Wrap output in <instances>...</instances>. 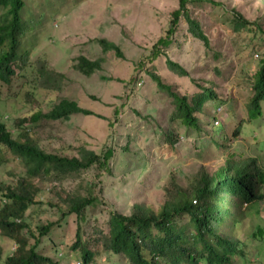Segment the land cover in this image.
Here are the masks:
<instances>
[{
	"label": "rangeland",
	"instance_id": "1",
	"mask_svg": "<svg viewBox=\"0 0 264 264\" xmlns=\"http://www.w3.org/2000/svg\"><path fill=\"white\" fill-rule=\"evenodd\" d=\"M24 1L27 31L15 75L8 84L0 80V121L15 139L28 138L47 153L80 157L84 150L101 155L110 148L114 152L110 172L94 165L67 177L32 181L40 191L26 215L31 230L37 234L38 226L57 224L42 238L39 253L60 264H82L81 251L72 250L79 230L87 242L108 230L113 212L130 215L136 204L158 212L174 190L191 192L203 175L216 174L231 152L259 158L264 167V116L247 122L264 36L256 26L255 32L235 33L229 22L241 14L264 30V0L190 5V16L198 20L210 46L190 32L183 16L166 54L154 61L148 56L166 35L179 0ZM4 14L0 6V22ZM101 39L118 46L124 58L114 50L105 52ZM80 56L102 59L101 69L91 77L82 75L74 68ZM167 59L178 62L188 76L169 69ZM152 75L178 94L186 93L188 99L198 85L213 87L219 98L197 114L200 131H186L171 121L173 97L158 87ZM62 99L76 101L94 115L45 118L43 114ZM262 108L264 112V102ZM220 125L223 131L215 134ZM238 126H243L240 136L228 142ZM166 135L178 142L172 145ZM27 169L21 157L0 145L2 185H17L27 177ZM68 194L95 197L96 207L86 209L84 220L75 214L62 217L57 204ZM232 210L238 220L231 228L233 236L244 242L243 256H236L234 264H264V201ZM189 220L178 219L191 231ZM225 221L227 227L230 217ZM224 230V237L230 239L232 234ZM90 247L96 251V264H131L123 253L109 255L101 252L100 245ZM13 250L14 242L0 231L2 262Z\"/></svg>",
	"mask_w": 264,
	"mask_h": 264
},
{
	"label": "trees",
	"instance_id": "2",
	"mask_svg": "<svg viewBox=\"0 0 264 264\" xmlns=\"http://www.w3.org/2000/svg\"><path fill=\"white\" fill-rule=\"evenodd\" d=\"M202 2L216 4L213 0H179L178 8L172 12L166 35L160 37L154 44L148 56L149 60L154 61L166 54L174 41V35L183 16L189 23L190 32L203 40L208 47L210 46L198 20L190 16L189 6ZM0 6L5 9L4 18L0 22V80L8 84L15 75L14 67L21 57L22 36L27 31V25L22 18L25 1L0 0ZM229 22L233 24L235 33L259 30L264 36V30L258 23L246 19L241 14H236ZM100 43L105 52L114 50L119 58H124L120 48L114 43L105 39H101ZM6 45L8 48L3 50ZM102 62V59L90 60L80 56L74 68L82 75L91 77L101 69ZM143 63L140 62L139 69L143 67ZM166 64L179 76H188L186 69L178 62L167 59ZM152 76L158 87L173 97L174 109L171 121L185 127L186 131H200L197 114L203 113L207 104L214 103L219 98L213 87L198 85V90L188 99L186 93L180 95L173 90V86L163 83L162 79L155 75ZM252 88L254 95L248 103L247 122L258 121L264 116L262 108L264 50L259 68L253 75ZM1 97L0 91V100ZM74 114L94 115L76 101L62 99L43 116L56 121ZM33 119L36 120L37 116ZM242 127L238 126L236 132L232 131L227 141L231 142L233 138L239 137ZM223 129L224 126L220 125L217 128L218 133L215 134H220ZM222 137L224 140V135ZM167 138L172 145L178 142L177 139L168 136ZM212 141L220 147H225L224 144L219 145L218 140L214 138ZM1 144L21 157L28 169L27 177L19 180L17 185L4 186L0 183V231L6 239L14 242V250L6 255L4 262L0 252V264H60L53 257L38 252L42 238L57 224L51 222L38 226L39 232L36 234L27 221L26 215L37 203L36 197L40 191L32 181L37 177L43 181L55 177H67L88 170L94 165L101 171L110 172V160L114 152L110 148L101 155L84 150L80 157L47 153L28 138L23 142L15 139L6 124L0 121ZM191 188L193 189L191 192L179 188L174 190L158 212L136 204L130 215L111 213L106 232L103 231L99 238L84 242L79 230L72 250L81 251L82 264H96L94 258L96 251L90 247L94 244L102 246V253L109 255L123 253L131 264H234L236 256H243L244 242L236 240L233 236L231 228L238 220L232 208L236 207L241 211L245 204L264 201V167L260 164V159L252 156L245 158L241 154L231 152L224 167L214 175H203ZM96 202L95 197L68 194L66 197H60L57 207L62 217L75 214L84 220L86 209L96 207ZM185 216L190 219L191 231L178 221ZM227 217H230L228 228L225 225ZM224 228L232 234L230 239L224 237ZM26 231L29 233L28 236ZM259 233L261 235L262 231L260 230Z\"/></svg>",
	"mask_w": 264,
	"mask_h": 264
}]
</instances>
